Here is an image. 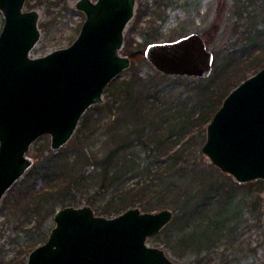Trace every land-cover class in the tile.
<instances>
[{"label":"water","instance_id":"water-1","mask_svg":"<svg viewBox=\"0 0 264 264\" xmlns=\"http://www.w3.org/2000/svg\"><path fill=\"white\" fill-rule=\"evenodd\" d=\"M26 1L0 0V202L32 167L31 145L49 136L50 149L59 150L85 112L104 102L111 81L131 66L121 51L138 0L76 1L84 15L78 36L39 57L31 55L40 40V14L26 11ZM143 56L167 77L201 80L211 75L214 60L198 33L150 43ZM205 137L200 152L213 167L238 184L264 183V67L228 93ZM262 208L264 230V197ZM172 216L167 209L135 207L106 218L88 205L63 207L25 264H180L146 243Z\"/></svg>","mask_w":264,"mask_h":264},{"label":"rangeland","instance_id":"rangeland-1","mask_svg":"<svg viewBox=\"0 0 264 264\" xmlns=\"http://www.w3.org/2000/svg\"><path fill=\"white\" fill-rule=\"evenodd\" d=\"M76 1L78 0H27L25 2L26 11L36 10L40 14L38 27L41 35L32 50V57L43 56L54 50L68 47L74 42L84 21V15L75 9ZM167 3L163 4L162 0H138L134 17L124 32V47L121 53L130 57L129 51L143 52L150 43L172 42L188 34L198 33L214 57L211 72L214 80L208 81V77L201 85L205 87L202 92L204 102H201L200 96L196 93V88L199 86L197 79L164 78L158 75L146 60L132 64L130 58V68L114 80H128L134 73L143 79L152 77L161 91V95L155 98L156 111L164 114L175 112L173 100L179 95L189 97V107L198 102L204 111L210 110L209 113L212 114L218 108L217 101L220 99L217 95L218 91L228 95L235 88L232 85L237 86L242 82L236 83L240 75L234 76L232 66L236 64L237 57L239 59L245 55L241 47L247 44L249 34L263 27L264 0H254L250 5H247L246 0H170ZM252 17H255L254 21L250 19ZM2 25L3 19L0 14V31ZM255 73L249 71L246 76L248 78ZM225 78H227L226 87L221 89L217 85ZM103 99L104 102L101 105L107 103L110 97L103 95ZM205 105H210L212 108L206 110ZM193 107L196 109V114L193 112L190 115L188 124L181 135L173 136L167 144L161 145L158 150H154L149 155L139 148L131 149L135 163L139 164L140 176L123 178L120 181V187L134 188L133 192L124 195H127L128 202L137 198L136 203L127 209L116 208L118 211L113 210L111 215L102 213L100 208L110 202L112 191L96 196V206L100 207L97 210L96 206L86 203V197L97 192V181L100 178V167L94 164V161L102 159L116 145L112 134L103 133L104 126L95 133L91 132L94 120L106 117L107 112H95L92 117L93 122L86 132L78 136L76 129L69 141L57 151L50 149L49 136H43L35 141L27 153L33 160L32 167L14 184L15 186L13 185L14 187L12 186L13 188L11 187L12 190L10 188L7 191L0 202V264L26 263L30 252L42 244L38 243L36 247H29L30 250L27 252L26 246L35 238L36 240L42 238L40 235L42 229L35 232V235L29 230L33 229L37 221L42 220L43 215H47V218L42 221L41 228L48 230L54 226V214H50L49 209L54 208L56 212L63 207H81L82 205L90 206L95 215L106 218L118 216L135 207L143 212L151 213L163 209L170 210L173 214L170 222L157 235L149 237L146 243L151 247L162 249L170 259L180 264H264L262 227L264 190L260 192L254 186L245 185L246 183L238 184L211 165L200 152L205 143L207 125H201L196 121L199 110L197 105ZM156 111L155 114L159 113ZM127 121L124 122L123 127L131 130V126L126 124L132 123ZM117 131L119 136V133H122L121 129ZM50 151L55 156V166L53 164L49 167L48 177H53V180L50 178L49 182L39 180L38 182L43 185L42 188L39 187L40 192L44 188H50L51 185H53L52 188L56 184L65 186L75 178V182L71 181L75 186L72 194L78 204L62 206L57 201L60 198L58 195L56 201L46 205L44 212H40L41 218H37L33 215L35 202L29 199L26 201L18 199L17 189H20L24 180L32 181L28 180V176H31L29 172L35 165L39 169L42 164L50 165L45 160ZM174 162L185 170L178 174L173 172ZM211 168L228 176L234 183L245 186L232 187L223 176L217 178L215 174L212 178L211 176L208 178L202 177L199 173L203 170L211 173ZM81 174L83 177L80 178ZM211 180L224 185L223 187L220 185L221 195L218 194L220 192L212 193L213 201L208 211L193 216L188 223L189 228L183 229V224L178 223V214L182 212L180 207L182 203L178 198L188 195L196 196L199 188H206ZM137 184L138 186L133 187ZM140 187H143L142 192H139ZM209 220L221 221V231H215V228L209 230L215 237L213 242L208 247L199 249L200 251L203 248V252H198L192 245L185 246L180 240L182 236L189 233L199 236L201 231L205 230ZM234 224L236 230L231 236L232 240L229 238V232ZM26 230L29 232H25Z\"/></svg>","mask_w":264,"mask_h":264},{"label":"trees","instance_id":"trees-1","mask_svg":"<svg viewBox=\"0 0 264 264\" xmlns=\"http://www.w3.org/2000/svg\"><path fill=\"white\" fill-rule=\"evenodd\" d=\"M169 1L170 0H167L165 2V0H162L163 4L165 5L168 4L167 2ZM253 1L254 0H246V3L247 5H250ZM253 18L255 19V17H252L250 19L254 21ZM247 40V44L241 47V51L245 55L239 59L237 57V62L235 61L236 64L232 66V73L234 74V76L240 75L236 83L245 80L247 78V72H257L262 67H264V24L261 29L253 30L249 34ZM129 56L132 59V64H134L136 61L145 60L142 51H129ZM156 73L164 78L167 77L157 71ZM214 73H216L215 70ZM180 78L184 79L183 77H176V79ZM208 79V81L212 82L214 80L213 74H211ZM203 81L205 80L197 79V84L199 86L196 88V93L200 96L201 102H204L202 92H204L205 87H201ZM226 84L227 78L221 81L217 86L221 87L222 89L226 87ZM232 86L236 87V84ZM208 87H211V83L210 85H208ZM160 93L161 91L159 90L158 84L155 83L152 77H146L143 79L138 74L134 73L128 80H113L104 91V95L110 97L109 101L107 103H104L103 105H96L88 109L79 122L76 131L78 133V136L81 133H85L86 129H88V127L91 125V123L93 122L92 117L94 116L95 112H107L106 117H99L98 120H94V123L92 125L93 129L91 130V132L95 133L104 126L105 128L103 129V133L112 134V138H114V140L116 141V145L102 159L94 161V164L100 167V178L97 181V192L86 197L87 204L96 206V196H99L100 194L105 195L106 193L108 194L109 191H112V198L105 207H95L96 210L97 208H100V211L106 215H111L113 210L118 211V209L116 208H120L123 210L127 209V207H131L136 203L137 198L131 199V201L128 202L127 195H124L125 193L133 192V190L135 189L132 187L127 189L125 187H120V181L123 178H126L128 176H140V170L138 169L139 164L135 163V157L132 156V153L130 152L131 149L139 148L140 150H142V152L149 155L154 150H158L161 145H164L165 143L167 144L169 140H172L173 136L177 137L181 135L188 124V118L190 117V115L193 112H195L196 114V109L193 107L194 105H197L199 110L197 112L198 114L196 121L201 125L206 126L207 123H209L212 119L214 113L220 107L222 100L227 95V93L223 94L218 91L217 95L220 97L219 101H217L218 108L212 114L209 113L210 110L204 111L202 105H200L198 102L197 104H194L193 106L191 105V107H189L188 104L190 103V99L188 96L183 97V95H179L173 100L175 112L168 111L171 112V114H164L163 112L156 111L155 106V98H158L159 95H161ZM204 107H206V110L212 108L210 105H205ZM155 111L159 113L155 114ZM208 115L209 117H207ZM126 120H128L127 122L132 123L126 124L129 125V127L131 126V130L123 127V124ZM117 129H121L122 132L119 133V136ZM113 132L115 135L113 134ZM177 155H179V153ZM54 159L55 156L50 151L49 156L45 158V160L50 163V165L42 164L40 169L35 165L29 172L31 176H28V180L32 181L26 182L27 180H24L20 189H17V192L19 193V195H17L18 199H23V201L29 199L32 202H35L33 215L37 218H41L40 212H44V208L46 207V205L51 204V202L54 200L56 201L58 195H60V198L57 201H59L62 206L78 204V201H76L75 197L72 194L75 186L71 183V181L74 180L75 182V178L71 180L67 185L65 184V186H57L58 184H56V186L52 188L53 185H51L50 188H44L45 190L43 189V191L40 192L39 187L41 186L42 188L43 185L41 182H38L39 180L42 182H44L45 180L46 182H49L50 179L53 180V177H48V175H50L49 167L53 166V164L55 166ZM184 170V167H182L181 165L178 166L177 162H174L173 172H177L178 174ZM199 173L202 175V177L208 178H210V176L212 178V176L215 174L217 178H222L223 176L228 180L229 185L232 187L238 188L244 187L245 185H251L256 187V189L260 192L264 190V183L261 181H253L246 183L245 185H238L234 183L228 176L219 173L215 168H211V173L205 170L200 171ZM79 177H83L82 174ZM79 177L78 180L80 181ZM138 184L133 185V187L138 186ZM220 185L217 183V181L211 180L207 184L206 188H199V193L196 196L188 195L187 197H181L180 195H178V197L180 196V198L178 199L181 200L182 203L180 206L182 212L181 214H178V223L180 222L183 224V229L189 228L190 224L188 223L193 216H198L200 214H203L204 211H208L213 201L211 199V196L213 195L212 193L220 192ZM223 186L224 185H222V187ZM142 188L143 187L138 188L139 192H142ZM59 189L60 193H58ZM218 194L221 195V192ZM49 212L50 214H54L55 209L51 208L49 209ZM46 218L47 215H43L42 220L37 221L33 229L29 230L31 234L35 235V232L42 229L40 234L42 238L41 240H36L35 238L36 241L33 239L34 241L25 247L27 252L28 250H30L29 247H36V245H39L38 243L45 242L50 229L47 230L46 228L43 229L41 227L42 221H45ZM220 225L221 221L215 222V220H209L205 225V230L201 231V234H199V236H194V234L190 233L184 234L180 240L185 246L189 247L190 245H192V247L197 249L198 252H203V248L200 251L199 249L204 246L208 247L209 244L213 242V238H215L211 235L212 232L209 230L211 228H215V231H221L222 227H220ZM206 229L208 230L206 231ZM32 230H34V232ZM235 230L236 225L234 224L230 228L229 232V238L232 240L233 238L231 236ZM29 231L26 230L25 232L28 233Z\"/></svg>","mask_w":264,"mask_h":264}]
</instances>
